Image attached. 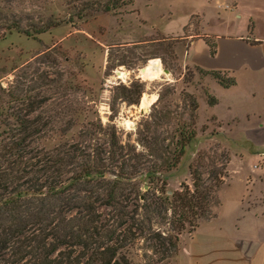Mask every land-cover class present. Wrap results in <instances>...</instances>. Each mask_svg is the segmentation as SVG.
Here are the masks:
<instances>
[{
    "label": "rangeland",
    "instance_id": "374dc122",
    "mask_svg": "<svg viewBox=\"0 0 264 264\" xmlns=\"http://www.w3.org/2000/svg\"><path fill=\"white\" fill-rule=\"evenodd\" d=\"M211 1L0 0V147L21 122L32 145L47 151L63 145L108 149L116 133L134 150L137 170L166 177V196L182 185L193 190L195 173L206 188L214 187L215 174L231 177L230 136L218 134L204 112L202 101L214 102L203 83L209 73L195 76L184 60L189 33H214L235 22L227 0ZM149 64L161 76L141 77ZM190 134L193 140L181 150ZM148 181L140 179L143 191ZM191 230L186 225L181 242ZM161 252L158 242L141 240L130 258L178 264V251L166 259Z\"/></svg>",
    "mask_w": 264,
    "mask_h": 264
},
{
    "label": "trees",
    "instance_id": "16d2710c",
    "mask_svg": "<svg viewBox=\"0 0 264 264\" xmlns=\"http://www.w3.org/2000/svg\"><path fill=\"white\" fill-rule=\"evenodd\" d=\"M212 75L224 87L234 85ZM21 124L0 147V264H135L130 250L141 240L158 242L166 259L179 250L186 225L191 234L219 205L227 174H215L214 187L206 188L195 173L193 190L182 185L166 196V177L137 170L134 150L116 133L108 149L63 145L47 151L32 145ZM193 137L181 139V150ZM142 178L149 180L145 191Z\"/></svg>",
    "mask_w": 264,
    "mask_h": 264
},
{
    "label": "crops",
    "instance_id": "0c3cea01",
    "mask_svg": "<svg viewBox=\"0 0 264 264\" xmlns=\"http://www.w3.org/2000/svg\"><path fill=\"white\" fill-rule=\"evenodd\" d=\"M227 2L235 22L214 33H189L184 60L195 76L209 73L203 83L214 102L203 100L204 112L218 134L230 136L231 177L213 217L180 243L178 264H264V175L251 173L264 154V0ZM192 16L201 24L200 15ZM212 72L234 85L222 86Z\"/></svg>",
    "mask_w": 264,
    "mask_h": 264
},
{
    "label": "bare ground",
    "instance_id": "6f19581e",
    "mask_svg": "<svg viewBox=\"0 0 264 264\" xmlns=\"http://www.w3.org/2000/svg\"><path fill=\"white\" fill-rule=\"evenodd\" d=\"M160 73H161V71L156 66L149 64L146 67H144L143 69H141L140 76L143 78H147V79H151V78L153 79L155 77H158L160 75ZM125 76H126L125 73H121V72L118 73L119 78L125 79ZM145 104H147V103H145ZM139 106H138V108H140ZM143 107H144V105H143ZM140 110L147 111L148 107H146L144 109H140Z\"/></svg>",
    "mask_w": 264,
    "mask_h": 264
},
{
    "label": "built area",
    "instance_id": "2783aa9c",
    "mask_svg": "<svg viewBox=\"0 0 264 264\" xmlns=\"http://www.w3.org/2000/svg\"><path fill=\"white\" fill-rule=\"evenodd\" d=\"M261 157V160L251 166V173H261L264 175V154Z\"/></svg>",
    "mask_w": 264,
    "mask_h": 264
},
{
    "label": "water",
    "instance_id": "95a60500",
    "mask_svg": "<svg viewBox=\"0 0 264 264\" xmlns=\"http://www.w3.org/2000/svg\"><path fill=\"white\" fill-rule=\"evenodd\" d=\"M144 112H145V111H143V110L140 111L141 114H144ZM169 194H171V192H169Z\"/></svg>",
    "mask_w": 264,
    "mask_h": 264
}]
</instances>
